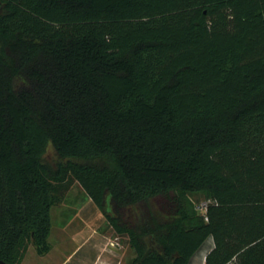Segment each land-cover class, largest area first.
I'll list each match as a JSON object with an SVG mask.
<instances>
[{
  "label": "trees",
  "instance_id": "16d2710c",
  "mask_svg": "<svg viewBox=\"0 0 264 264\" xmlns=\"http://www.w3.org/2000/svg\"><path fill=\"white\" fill-rule=\"evenodd\" d=\"M69 178L137 264H264V0H0V260Z\"/></svg>",
  "mask_w": 264,
  "mask_h": 264
},
{
  "label": "rangeland",
  "instance_id": "374dc122",
  "mask_svg": "<svg viewBox=\"0 0 264 264\" xmlns=\"http://www.w3.org/2000/svg\"><path fill=\"white\" fill-rule=\"evenodd\" d=\"M45 159L51 164L58 161L51 143L47 147ZM60 193L62 200L51 211L50 251L40 255L30 245L18 264H93L97 256V252L92 249L95 238L106 241L101 252L104 257L102 264H137L128 237L116 234L103 211L94 204L77 180L69 178L60 185ZM192 199L204 215L207 203L204 196L198 194ZM85 240L90 242L82 246ZM211 245L212 240L209 239L189 264H203L201 256Z\"/></svg>",
  "mask_w": 264,
  "mask_h": 264
},
{
  "label": "crops",
  "instance_id": "0c3cea01",
  "mask_svg": "<svg viewBox=\"0 0 264 264\" xmlns=\"http://www.w3.org/2000/svg\"><path fill=\"white\" fill-rule=\"evenodd\" d=\"M209 239L212 240V245H211L210 248H208V250H206V252H204L203 255L201 256V257H202L203 264H205L207 254H208L209 251L214 247V241H213V238L210 237V238L207 239V241H208ZM89 240H91V239H89ZM89 240H88V241L85 240V241L83 242L82 246L87 245V244L90 242ZM207 241H206V242H207ZM206 242H205V243H206ZM105 245H106V241L104 242V241H102V239H97V238H95V239L93 240V247H92V249H93L95 252H97V256H96V258H95L93 264H102V260H103L104 257H103V255L101 254V252L103 251ZM204 245H205V244H204ZM204 245L199 249V251H197V252L195 253V255L192 257V259H191L190 262H192V260H194L195 256L197 255L198 252H200V251L202 250V248L204 247ZM80 247H81V246H80ZM104 262H105V261H104Z\"/></svg>",
  "mask_w": 264,
  "mask_h": 264
},
{
  "label": "water",
  "instance_id": "95a60500",
  "mask_svg": "<svg viewBox=\"0 0 264 264\" xmlns=\"http://www.w3.org/2000/svg\"><path fill=\"white\" fill-rule=\"evenodd\" d=\"M0 264H6L3 260H0Z\"/></svg>",
  "mask_w": 264,
  "mask_h": 264
}]
</instances>
